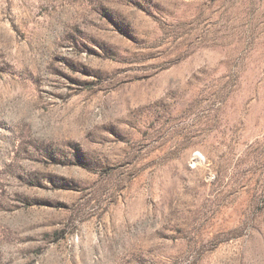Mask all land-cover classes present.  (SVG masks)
Masks as SVG:
<instances>
[{
    "label": "rangeland",
    "instance_id": "obj_1",
    "mask_svg": "<svg viewBox=\"0 0 264 264\" xmlns=\"http://www.w3.org/2000/svg\"><path fill=\"white\" fill-rule=\"evenodd\" d=\"M0 264H264V0H0Z\"/></svg>",
    "mask_w": 264,
    "mask_h": 264
}]
</instances>
